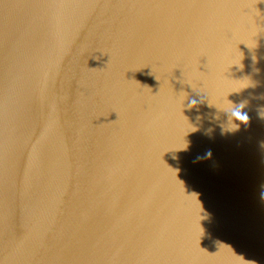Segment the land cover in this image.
I'll return each instance as SVG.
<instances>
[{
	"label": "water",
	"instance_id": "obj_1",
	"mask_svg": "<svg viewBox=\"0 0 264 264\" xmlns=\"http://www.w3.org/2000/svg\"><path fill=\"white\" fill-rule=\"evenodd\" d=\"M261 115L264 0H0V264H264Z\"/></svg>",
	"mask_w": 264,
	"mask_h": 264
},
{
	"label": "clouds",
	"instance_id": "obj_2",
	"mask_svg": "<svg viewBox=\"0 0 264 264\" xmlns=\"http://www.w3.org/2000/svg\"><path fill=\"white\" fill-rule=\"evenodd\" d=\"M193 104L195 103L194 101L192 102ZM262 117H264V115H261ZM232 118L234 121H237L241 124L247 125L248 121H249V116L247 115V113H243L240 109H236L232 112ZM239 125L236 124V127H238ZM264 143V142H262ZM210 155V153H209ZM262 198H264V193L261 194Z\"/></svg>",
	"mask_w": 264,
	"mask_h": 264
}]
</instances>
